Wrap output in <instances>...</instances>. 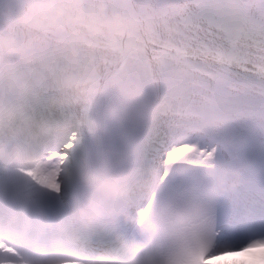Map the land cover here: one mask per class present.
<instances>
[{"label":"snow or ice","instance_id":"6c2138e0","mask_svg":"<svg viewBox=\"0 0 264 264\" xmlns=\"http://www.w3.org/2000/svg\"><path fill=\"white\" fill-rule=\"evenodd\" d=\"M0 264H264V0H0Z\"/></svg>","mask_w":264,"mask_h":264}]
</instances>
